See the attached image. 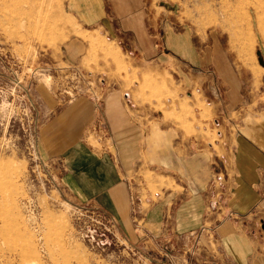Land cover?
Returning a JSON list of instances; mask_svg holds the SVG:
<instances>
[{"label": "rangeland", "instance_id": "1", "mask_svg": "<svg viewBox=\"0 0 264 264\" xmlns=\"http://www.w3.org/2000/svg\"><path fill=\"white\" fill-rule=\"evenodd\" d=\"M182 44L202 56L193 79L211 89L230 85L227 66L242 68V106L223 113L220 105V123L229 133L239 122L238 131L264 148V0H0V264H264V203L227 215V230L242 233L240 255L233 246L223 251L214 231L200 227L206 197L190 205L199 211L192 220L179 221L172 209L164 233L133 241L108 209L68 198L63 165L39 137V126L71 101L99 100L115 89L137 119L162 111L188 132H202L213 110L197 90L181 87L178 72L187 62L175 48ZM228 166L235 172L231 159ZM146 178L156 201L160 185ZM249 183L240 190L251 200ZM218 185L215 193L232 197L235 186ZM77 204L113 216L118 237L110 234L104 248L83 240L74 226ZM222 205L226 216L233 203Z\"/></svg>", "mask_w": 264, "mask_h": 264}, {"label": "crops", "instance_id": "2", "mask_svg": "<svg viewBox=\"0 0 264 264\" xmlns=\"http://www.w3.org/2000/svg\"><path fill=\"white\" fill-rule=\"evenodd\" d=\"M175 49L182 50L181 57L187 62L178 72L181 87L192 92L197 90L213 110L202 132H188L178 123L169 122L162 111L158 116L148 113L137 119L136 112L131 115L123 100L115 99V89L99 100L80 97L71 101L61 111L47 117L39 126V137L47 141V156L59 159V164L63 165L62 181L68 198L94 202L108 209L130 240L150 241L153 236L164 233V219L172 209L177 210L179 221L180 217L192 220L198 210L190 205L206 197L207 215L204 218V212L200 211L199 219L204 221L200 227L205 225L214 231L223 251L227 253L233 246L235 254L240 255L237 241L242 233L227 230V215L231 211L232 215L240 216L264 203V193L257 191L256 182L258 165L264 166V148L254 138L238 131L239 122L231 123L229 133L226 132L219 112L242 106L244 94L240 79L244 73L242 68L227 66L222 73L227 83L231 80L230 85L224 89L214 83L211 89L209 85L204 86L203 81L193 79L196 59L201 60L202 56H196L186 44ZM220 105L222 110L219 111ZM93 108L95 111L90 115ZM225 115L223 122L228 124L230 121ZM92 125L94 129L89 128ZM90 132L94 135V144ZM229 159L234 163L235 172L228 166ZM147 173L161 188L156 201L147 185ZM217 175H220L219 180ZM245 181L252 184L255 195L251 200L241 195ZM221 183L235 186L232 197L215 193L214 189ZM228 201L233 206L224 216L222 203ZM238 260L235 258L237 264Z\"/></svg>", "mask_w": 264, "mask_h": 264}, {"label": "built area", "instance_id": "3", "mask_svg": "<svg viewBox=\"0 0 264 264\" xmlns=\"http://www.w3.org/2000/svg\"><path fill=\"white\" fill-rule=\"evenodd\" d=\"M74 206L75 230L83 240L93 246L104 248L109 243L110 234L113 238L118 237L116 219L113 216L108 215L96 205L77 204Z\"/></svg>", "mask_w": 264, "mask_h": 264}]
</instances>
